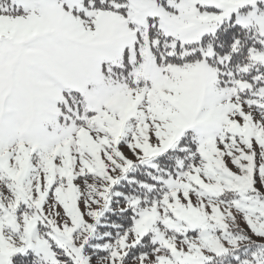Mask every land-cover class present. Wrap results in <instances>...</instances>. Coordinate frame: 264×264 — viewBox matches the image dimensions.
<instances>
[{
    "label": "snow or ice",
    "instance_id": "obj_1",
    "mask_svg": "<svg viewBox=\"0 0 264 264\" xmlns=\"http://www.w3.org/2000/svg\"><path fill=\"white\" fill-rule=\"evenodd\" d=\"M0 264H264V0H0Z\"/></svg>",
    "mask_w": 264,
    "mask_h": 264
}]
</instances>
